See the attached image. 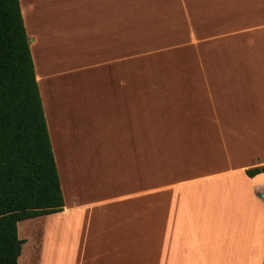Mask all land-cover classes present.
<instances>
[{"label": "crops", "instance_id": "crops-1", "mask_svg": "<svg viewBox=\"0 0 264 264\" xmlns=\"http://www.w3.org/2000/svg\"><path fill=\"white\" fill-rule=\"evenodd\" d=\"M19 6L64 207L17 224V264H264V0Z\"/></svg>", "mask_w": 264, "mask_h": 264}, {"label": "trees", "instance_id": "trees-1", "mask_svg": "<svg viewBox=\"0 0 264 264\" xmlns=\"http://www.w3.org/2000/svg\"><path fill=\"white\" fill-rule=\"evenodd\" d=\"M63 207L19 0H0V264H17L19 222Z\"/></svg>", "mask_w": 264, "mask_h": 264}, {"label": "rangeland", "instance_id": "rangeland-1", "mask_svg": "<svg viewBox=\"0 0 264 264\" xmlns=\"http://www.w3.org/2000/svg\"><path fill=\"white\" fill-rule=\"evenodd\" d=\"M124 21H125L126 25H129V27H127L125 25V31H124L125 41L128 42L131 40H129L130 34H129V31L127 29L131 30L132 28H135V23H134L133 19H124ZM82 24H83V19H75L74 26L76 27V30L74 31V36H72L73 33L70 34V32H68L67 34H65V33L57 34L58 43L56 44L55 50L57 53V57L63 63L57 67H55V65H53L51 69H59L61 66H63V64L67 63L68 61H72L74 59V57H76V56L78 57V59L74 64L80 65L81 58H79V56L83 57L85 55V49L82 46L81 40L79 38V35L83 34V33H80V31H81L80 27L82 28ZM26 34H28V33H26ZM27 38H28V40L32 39V38H36V34L34 33L33 35H30V36L27 35ZM127 42H125V44H127ZM29 48H30V46H29ZM31 51H32V54L34 56L36 53V46L35 45H31ZM44 52L45 51H44L43 47L40 46L38 49V54L44 53ZM142 53H147V52L141 51V50H139V51L135 50V72L136 73L142 72V70H143V66L141 64L144 61V59L142 60L143 57L140 58V56H139V54H142ZM40 55L41 54H39V56ZM145 57H147V56H145ZM40 58H41V56H40ZM65 197L67 198L68 196L65 194ZM26 223H28V222L24 221V222L19 223L18 229L21 230V228L23 227V224H26ZM38 223H40V222H38ZM35 225H36V223L33 222V228L36 227ZM33 233L34 234L32 235V238L36 234L35 231ZM18 236L21 237V234H19V231H18ZM30 243L32 244V248L34 249V241H31Z\"/></svg>", "mask_w": 264, "mask_h": 264}, {"label": "water", "instance_id": "water-1", "mask_svg": "<svg viewBox=\"0 0 264 264\" xmlns=\"http://www.w3.org/2000/svg\"><path fill=\"white\" fill-rule=\"evenodd\" d=\"M261 199L264 201V192L261 194Z\"/></svg>", "mask_w": 264, "mask_h": 264}]
</instances>
